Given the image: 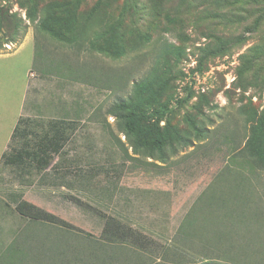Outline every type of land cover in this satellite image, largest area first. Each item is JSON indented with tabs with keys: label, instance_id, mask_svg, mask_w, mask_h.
Listing matches in <instances>:
<instances>
[{
	"label": "rangeland",
	"instance_id": "374dc122",
	"mask_svg": "<svg viewBox=\"0 0 264 264\" xmlns=\"http://www.w3.org/2000/svg\"><path fill=\"white\" fill-rule=\"evenodd\" d=\"M50 1L71 0H0V53L13 52L0 55V103L17 110L29 68L22 112L26 128L30 134L59 128L63 138L60 153H52L59 170L0 163V264H20L24 246L11 249V244L33 219L70 228L72 245L82 237L104 243L97 253L106 264H232L225 254L240 256V264H264L263 254L242 257L243 250H264V169L238 152L254 116H264V28L253 25L264 4L161 0L160 15L137 16L128 11L129 0H81L79 25L86 26L89 38L101 44L112 27L123 35L125 52L111 55L91 50L88 41L78 47L38 34L27 10ZM9 14L26 24L20 41L11 38L10 25L1 23ZM143 79L155 88L152 97L137 103L150 114L146 122L177 128L187 144L163 152L134 150L109 107L118 96L134 95V83ZM155 110L164 114L152 117ZM34 139L21 137L15 146L32 145ZM245 180L251 183L252 206H263L259 223L251 221L228 243L214 237L216 247L209 243L211 236L196 235L199 243L192 245L181 229L190 214L197 213L200 224L204 218L222 220V231L239 232L243 222L229 206L233 202L225 205L213 195L222 196L227 182ZM200 224L197 231L204 229ZM118 226L127 232L113 236L116 241L104 239L105 233L107 238L115 230L120 234ZM243 233L254 242L240 250L236 245ZM37 235L28 242L41 247L44 238ZM55 237L63 241L51 236L45 246Z\"/></svg>",
	"mask_w": 264,
	"mask_h": 264
},
{
	"label": "trees",
	"instance_id": "16d2710c",
	"mask_svg": "<svg viewBox=\"0 0 264 264\" xmlns=\"http://www.w3.org/2000/svg\"><path fill=\"white\" fill-rule=\"evenodd\" d=\"M162 1H150L148 2V5L150 4L148 6L147 4H144L143 0H129L127 9L128 11L133 10V14L137 16H140V14L148 16V14L150 13L149 11L154 13V15H160L163 7ZM181 1L182 3L189 2V0ZM224 1L226 3L232 4L234 0ZM249 1L250 3L252 2V0ZM253 1L256 2L257 5L261 3L264 4V0ZM80 2L81 0H71L68 2L50 1L40 7L35 2L34 5H32L27 10L26 18L36 23L38 34H42L43 36L48 35L53 40H58L63 44L77 45L78 47H81L86 41H88L89 48L91 50H97L101 53L111 55L124 53L125 45L122 42L123 35L120 31H118L116 27H112L110 29L108 36L101 44L100 42H98L97 38L88 37L86 26L84 24L79 25V10L81 7ZM246 10L252 13V11H249V8H246ZM256 14L257 19L253 22V25H255L256 29H260L261 27L263 29L264 6L258 7V9L256 10ZM1 23L3 26L10 25V29L13 30L11 38L20 41L26 28V24L21 17H17L15 14H9V16L3 15ZM1 43L2 42H0V45ZM37 61V54L35 52L32 68L36 67ZM134 84V95L126 98L118 96L115 102L112 103L109 107V112L117 117L120 128L131 140L134 150L137 152H140L141 150L163 152L167 146L174 147L176 144H187L188 138L180 133L177 128L172 127L171 129H162L158 125L157 121L153 124L146 122L150 118V114L142 111L137 103L145 99L147 96L152 97L154 95L155 88L146 79L136 81ZM163 114L164 112L160 110H155L151 113L152 117L161 116ZM254 117V122H252L249 127L250 134L247 137L244 145L238 150V152L241 155L248 156L249 159L254 161L258 168L264 169V116L261 114L258 116L257 114ZM28 124L29 123L27 118L23 116L19 118L11 136L9 149L2 155V165H13V167L20 169L34 166L40 171H44L47 167L49 168L48 170H59L60 163L58 161L52 163L54 159V155H52V153H60V149L61 147H63L61 144V140L63 139L62 136L61 138H59L55 133L53 134L46 132L42 135H38L34 132L30 134V132H28L26 128V125ZM194 128L197 132H202V128L200 126L194 125ZM21 137L25 141L27 140V137L35 138L34 144H28V146L23 145L21 148H17L15 146V143H18ZM29 160H31L34 165L29 164ZM250 185L251 183L246 180L241 183L227 182L222 187V196H218L216 194L213 195V191L210 194L206 195L208 199H211L213 195L214 198L216 197L221 200L223 204H225V202H233L232 204H229V206L235 209H233V211L235 217L238 216V219L236 218L237 221L243 222V224H241V227L239 228V232L237 231L238 229L234 234L222 231L221 228H218L219 225H224L225 222L222 220L218 221L204 218L201 220L202 222L200 224V218L196 215L197 213L195 212L196 214H190L191 217H187L181 226L183 233L187 235L185 236V238L191 239L189 241L190 243H193L192 245H194V243H196L197 241L194 238V236L196 235L204 237L211 236L209 238V243L211 245L215 244L214 237L216 236L217 238L223 236L225 241L228 240L230 242L232 239H236L240 232H243L241 230L242 227L246 226V229L248 230L251 221L259 223V218L257 215L259 209L263 210V206H259V204L258 206H252L253 200L250 193ZM236 199H238V201L240 202L239 204L237 203ZM239 206L240 209L235 208ZM241 209L242 211H244L245 216L240 214L239 210ZM251 213H253V219L248 218ZM214 218H218V216ZM29 222L30 223H27L20 231L13 244H11V249H23L24 246V249L20 251V264H74V261L76 264H106L107 261L105 258H103V253H100L101 255L97 253L102 250V248L106 247L104 243L99 241H95L94 243H92L90 239H88V237H82V241L80 240L79 242L80 245L79 243H77L76 245H72L71 242L72 239H74V233L72 230H70V228L34 219ZM199 224L202 225L204 229L197 231L196 227H198ZM118 227L120 234H118L115 230L111 232L112 237L107 238L110 233H105L104 235L102 234L104 239L109 241H116V239H113V236L114 238L119 237L122 233L127 232V229L120 226ZM263 227L264 225L262 223L261 230H263ZM34 230L37 231V234L41 233V238H44L42 239L43 242L41 244V247L40 244H29L28 242V240H33L34 237H37V239L39 238V235H37ZM242 235L243 237L240 238V240L237 242V245L235 244L238 248H240V250H243L244 246H247L250 243L254 242L253 236L250 235V233H247L245 236L244 233ZM51 236H57L63 241L58 243L55 237L54 240L57 243H52L47 247L45 246V239L47 240ZM197 242L199 243V240ZM214 246L216 247L217 244H215ZM11 249H8V252L10 250V253H8V255L15 256V251L11 253ZM251 249L254 250V253H248L247 251L243 250L242 254H244V256L242 257L249 258L250 256H247L248 254L258 253L264 255L263 249ZM224 256L231 259L232 264L241 263V258L238 255L225 254ZM259 258H261V256H259ZM261 259L264 260V258ZM12 260H10V262ZM202 264L225 263L207 261L203 262Z\"/></svg>",
	"mask_w": 264,
	"mask_h": 264
},
{
	"label": "crops",
	"instance_id": "0c3cea01",
	"mask_svg": "<svg viewBox=\"0 0 264 264\" xmlns=\"http://www.w3.org/2000/svg\"><path fill=\"white\" fill-rule=\"evenodd\" d=\"M22 46H23V44L21 46H19L16 49V51H18V49L21 48ZM11 53H13V52L0 53V55L10 56V55H12ZM33 60H34V54L32 57L30 56V63L29 64H31V67L33 64ZM29 70L30 69L28 68L27 72L25 73L26 77L24 78V80H22L23 91H22V94L19 96V103L17 105L18 107H16L17 110L15 111L14 108L13 109L10 108V106L7 104L2 105L0 103V163H1V158H2L3 153L9 149V144L11 141L12 133L14 131V128H15L19 118L22 116L27 86L29 83L28 78H27ZM2 111H5V112L2 113ZM7 118L9 119V121L7 120ZM34 133H36L38 135H42L39 132H34ZM54 133L57 134L59 138H61V136H60L61 135V129L56 128Z\"/></svg>",
	"mask_w": 264,
	"mask_h": 264
}]
</instances>
